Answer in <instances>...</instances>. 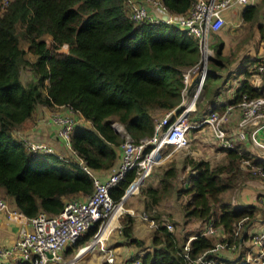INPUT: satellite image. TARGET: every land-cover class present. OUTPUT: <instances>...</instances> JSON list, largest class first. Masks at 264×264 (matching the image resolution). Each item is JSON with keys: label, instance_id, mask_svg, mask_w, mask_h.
Listing matches in <instances>:
<instances>
[{"label": "trees", "instance_id": "trees-1", "mask_svg": "<svg viewBox=\"0 0 264 264\" xmlns=\"http://www.w3.org/2000/svg\"><path fill=\"white\" fill-rule=\"evenodd\" d=\"M0 0V196L10 197L13 205L26 216L39 211L57 214L68 198L88 195L94 190L92 176L78 160L64 161L57 154L33 152L16 137L15 132L31 125L35 108L66 106L78 112L89 124H77L69 143L92 170H108L117 163L118 147L123 136L113 122L123 125L137 142L152 135L158 117L166 110L181 108L184 87L183 72L198 64L199 45L186 29L163 20H132L127 0ZM171 14H185L194 0H161ZM264 0L246 5L241 17L253 25L259 21ZM264 39V26L258 25ZM211 42L214 57L204 76L196 110L189 120L198 121L211 109L221 110L245 94L264 97L263 61L255 55L240 57L235 73H243L233 95L218 104L215 98L233 73L231 59L222 53L223 38ZM69 44L67 54L49 48ZM229 70L225 75L208 65ZM264 66V63H262ZM259 73V83L253 77ZM188 85L191 95L197 83L193 75ZM222 79L223 83L219 82ZM213 102V103H210ZM209 105L211 108L208 109ZM171 147V146H169ZM224 158L209 159L185 154L159 165L158 185L140 186L143 210L156 225L150 229V240L133 235L134 216L124 213L120 219L122 242L138 250L131 257L143 264H192L184 256L185 241L190 258L201 253L227 264H255L246 261L249 230L264 223V192L258 203L233 205L227 194L252 177L244 159L262 166L245 142L233 148L219 147ZM187 170L183 176L181 171ZM134 169L109 189L114 200L123 195L134 178ZM182 208L183 222L199 221L198 228L177 234L167 226L171 214L160 208L163 200L173 197ZM167 216V217H165ZM214 221L223 234L200 235L205 222ZM93 229L80 236L74 245L86 241ZM222 243L221 247H217ZM221 248L236 252L222 254ZM69 250V249H68ZM252 255L255 254L251 251ZM2 264H31L18 258Z\"/></svg>", "mask_w": 264, "mask_h": 264}, {"label": "built area", "instance_id": "built-area-1", "mask_svg": "<svg viewBox=\"0 0 264 264\" xmlns=\"http://www.w3.org/2000/svg\"><path fill=\"white\" fill-rule=\"evenodd\" d=\"M132 20L159 21L152 11L157 7L169 13L167 23L177 24L186 29L195 38H198L199 62L186 69L182 74L184 87L181 92V108L164 111L157 119L151 136L143 137L137 142L126 133L123 125L113 122L115 131L123 136L118 147L117 163L108 170H92L83 165L82 160L72 149L69 143L73 128L86 121L78 112L67 107L64 113L55 111L51 114L53 123L57 124V136L70 148L66 156L58 155L64 161L78 160L83 168L92 176L94 190L84 196L68 198L63 203V208L57 214H48L39 211L35 216L28 217L18 208L12 207L0 196V211L5 213L10 221L26 223L28 228L21 230L18 238L11 245L0 244V264L18 258L28 260L31 264H74L88 252L98 251L102 264H117L116 253L107 243L112 231V219L119 216V211L126 198L138 191L143 179L150 175L153 166L161 162L162 152L169 146L173 149L189 148L193 136L189 135L190 129L197 131V137H205L211 145L233 148L239 142H245L257 156L264 158V137L260 132L264 130V97H249L243 94L235 103H228L221 110H210L198 121L189 120L190 113L196 110L199 94L201 92L204 76L209 70L207 62L209 57H214L211 48L210 34L215 33L225 22L223 12L235 5H248L257 0H194L192 6L185 14H171L161 0H127ZM6 0L3 1L2 8ZM49 48L55 53L67 54L69 44L62 43ZM259 71L264 68L257 67ZM193 75L197 83L191 95L188 94V85L192 82ZM63 106V105H62ZM66 107V106H65ZM206 127L207 129H205ZM18 131V130H17ZM16 131V132H17ZM16 132L14 135H16ZM19 139V138H18ZM21 141L33 152H46L55 154L54 149L42 140L32 139L28 136L20 138ZM165 154L164 157L168 156ZM243 165L250 167V173L257 176L264 183L263 167L252 164L249 159H244ZM134 169L135 175L130 185L118 200H114L109 189L123 177L126 171ZM132 215L133 209L127 210ZM119 212V213H118ZM140 218L154 227L156 222L149 218L142 209ZM171 227V223L167 222ZM121 223L116 226L120 231ZM93 229L91 236L84 242L74 245L80 236ZM221 236L222 229L216 227L211 219L205 222L200 230V235ZM192 237V236H191ZM189 237L183 246L184 256L192 264H227L209 257L205 252L195 258H190L187 251L190 247ZM249 250L246 261L255 264H264V223L247 239ZM222 243L217 247H221ZM77 248L70 259L64 258L66 250ZM76 250V249H75ZM251 251L255 254L252 255ZM121 264H143L141 259L130 257Z\"/></svg>", "mask_w": 264, "mask_h": 264}, {"label": "rangeland", "instance_id": "rangeland-1", "mask_svg": "<svg viewBox=\"0 0 264 264\" xmlns=\"http://www.w3.org/2000/svg\"><path fill=\"white\" fill-rule=\"evenodd\" d=\"M241 24L240 29H237L236 32H232L229 29H227L223 35L221 33H218L219 38H223V48L222 53L225 54V57L227 56L229 59H231V63L229 65V69L233 70L232 74L229 76V79L224 83V90L219 95L220 99H227L230 96L233 95L234 90L237 87V83L243 79V73L234 71L236 70V66L238 62H240V57L245 54H253L255 55L264 54V42L263 45L260 43V37H258L257 31L253 28V25H247L242 26ZM255 25V24H254ZM218 36H212L210 34V42L216 41ZM215 55V52H214ZM210 68H212L214 71L219 70L222 75H225L228 68L226 69H218V67H215L212 65V63H209L208 65ZM219 82L223 83L222 79H219ZM207 129L206 127H204ZM195 134L194 129H190L189 135L193 136ZM262 135L263 132H260ZM198 135V138H192V142L189 148L186 149H173L172 147H167L163 152L161 157V162H159L157 165L153 166L150 175H148L146 178L143 179V183L140 184V186H145L148 184L151 185H158V173L161 171L162 168L159 167V165H166L171 159L177 161V163L180 165V159L185 154H190L193 157L199 158H205L211 160L213 163L221 161L223 158L221 157V150L220 148H217L214 145L208 144L207 142H203ZM169 153L168 156L164 157L165 154ZM187 170L181 171L182 176ZM139 186V187H140ZM264 192V183L258 179V177H252L249 180H247L244 184H242L239 188H237L235 191H232L231 193L226 194V196H229V199L231 200L233 205H239L240 203H258V193ZM142 193L138 191L131 194L128 198H126L122 204V208L119 210L121 211L119 213V216H115L111 221L113 228L110 236V241L108 244H111V246H117L120 243H117L113 240H116L121 236V234L117 233V228L120 224V219L123 217L124 213H127L128 209H133L132 215L134 216V227H133V235L137 238H143L145 239V242H148L150 240V229L153 227L148 226V223L140 218L139 214L141 213L143 209V202H142ZM10 203H13L12 199L10 197H7ZM186 198V196L183 197L181 201L175 200L173 197H171L168 200H163L160 208L165 211L169 212L171 215L167 217V222L173 223L174 220L177 222V224H174L173 228L176 230L177 234H181L186 231H193L198 228V225L200 224L199 221L190 219L187 222H183L182 219V208L180 203ZM117 234L116 236H114ZM218 236H215L217 238ZM112 238V239H111ZM114 238V239H113ZM112 242V243H111ZM122 242V241H121ZM125 245L128 246V249L130 250L128 253L133 255L135 252H137L138 248L135 245L127 244L123 242ZM76 249V250H75ZM77 248L69 249L64 252V258L70 259L74 254L76 253ZM222 254L227 256H234L236 252H233L231 249L221 248L220 251ZM98 251L95 250L93 252H88L81 258L79 261L75 262L74 264H102L101 260L102 258L98 255Z\"/></svg>", "mask_w": 264, "mask_h": 264}, {"label": "crops", "instance_id": "crops-1", "mask_svg": "<svg viewBox=\"0 0 264 264\" xmlns=\"http://www.w3.org/2000/svg\"><path fill=\"white\" fill-rule=\"evenodd\" d=\"M142 1L146 2V0H142ZM258 1L259 0H257L256 2H258ZM244 6H246V5H235L234 7H231L229 9L225 10L223 12V15L225 17V22L220 27V29H218L216 32L221 33L223 35V33L227 32L226 31L227 29H229L232 32H236L237 29H240L241 24H243L242 26H247L248 23L241 17V10ZM259 17H260L259 21L256 22V24L253 27L258 33V37L260 36L259 31H258V25L262 24L264 26V8L261 10V14ZM258 39H260V43L263 45L264 39H262L261 37ZM252 55H255V53H253ZM255 57L261 58L263 61L262 63H264V54L258 53L257 55H255ZM262 63L260 65L263 66ZM263 68H264V66H263ZM253 78H254L253 79L254 84L257 85L259 83V80H260L259 73L257 72ZM238 84H239V82L237 83V85ZM215 99L216 100L214 101L215 102L214 104H218V103H221L223 101L227 102L228 98L227 99L226 98L220 99L219 96H217V98H215ZM210 103H213V102H210ZM209 108H211V105H209L208 109ZM67 110H68V108L65 106H62V105L55 106L54 109H49L44 105H38L35 108V112L33 115V120L31 122V125L26 126L24 128H21L20 130H18L16 132V137L20 139V138H24L25 136H28V137L35 139V140L36 139L42 140L54 149L55 154L62 155V156L68 155L70 153V148L67 145V143H65L62 139H60L57 136V124L53 123V121L51 119V114L53 112L58 111V112L64 113ZM83 123L89 124L88 121H84ZM262 132H263V134L261 136L264 137V130ZM195 137L198 138L196 130H195V134L193 135V138H195ZM199 138L203 142H207L205 137L200 136ZM220 152L222 153L221 157L224 158V151L221 150ZM4 199L8 202V204L10 206L15 207V205H13V203L9 202L8 198H4ZM257 227L258 226L251 228L249 230V232L253 233L257 229H259ZM26 228H28V225H26V223L20 224V223H15L13 221H10L7 218V216L5 215V213L0 211V244H4V245L13 244L14 241L18 238L20 231L24 230ZM117 233L119 234V232H117ZM116 235L117 234H115L114 236H116ZM109 241L110 240H108V242ZM114 241L117 243H120V244L117 246L115 245L114 247L111 246V244H109V246H111L116 253L117 264H121L122 261H124L127 258H130L132 255L129 254L130 250L128 249V246L125 245L123 242H121L122 241L121 236H119V238H117L116 240H113V243H114Z\"/></svg>", "mask_w": 264, "mask_h": 264}, {"label": "water", "instance_id": "water-1", "mask_svg": "<svg viewBox=\"0 0 264 264\" xmlns=\"http://www.w3.org/2000/svg\"><path fill=\"white\" fill-rule=\"evenodd\" d=\"M151 11L161 20L163 21H167L168 17H169V13L165 12V11H161L160 9H158L157 7H152Z\"/></svg>", "mask_w": 264, "mask_h": 264}]
</instances>
